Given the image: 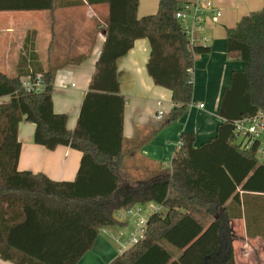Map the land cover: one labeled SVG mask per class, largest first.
<instances>
[{"label": "trees", "instance_id": "trees-1", "mask_svg": "<svg viewBox=\"0 0 264 264\" xmlns=\"http://www.w3.org/2000/svg\"><path fill=\"white\" fill-rule=\"evenodd\" d=\"M86 1L108 3L110 15L73 130L68 115L53 108L55 71L32 63L29 38L16 74L0 70V97H10L0 105V257L14 264H79L104 228L126 225L118 212L155 203L165 211L150 214L145 237L109 264H236L232 219L244 217L249 235L253 225L261 226L264 238V159L257 144L245 148L233 132L237 120L264 115V5L226 27L227 57L243 69L233 71L222 95L216 135L196 146L195 133H182L170 170L134 181L122 174L126 99L117 60L137 39L149 40L147 72L155 85L171 90L168 126L194 103L191 73L196 56L210 46L189 44L175 17L185 0H159L157 11L142 17L139 0H0V12L54 11ZM37 73L45 90H25L22 77ZM23 120L35 124V143L81 151L73 181L18 170Z\"/></svg>", "mask_w": 264, "mask_h": 264}, {"label": "crops", "instance_id": "crops-1", "mask_svg": "<svg viewBox=\"0 0 264 264\" xmlns=\"http://www.w3.org/2000/svg\"><path fill=\"white\" fill-rule=\"evenodd\" d=\"M210 1L220 11V16L211 9L204 10V34L209 38L210 52L196 56L191 73L194 103L178 121L164 126L173 108L171 90L155 85L147 72L149 40L137 39L117 60L120 93L126 99L123 136L127 155L122 169L126 179L140 181L160 176L162 170H170L182 133H195V145L200 146L216 135L218 125L223 121L219 115L222 95L231 85L233 71L243 69L242 62L227 57L226 27L263 7L264 0ZM158 4L159 0H139L138 16L155 13ZM37 12L45 14H37L33 29L22 32L11 25L0 29V70L7 75V71L14 72L9 76L16 74L29 38L36 55L32 63L38 68L55 71L53 108L56 113L68 115L67 127L73 130L105 41L109 4L86 1L79 6ZM9 101V96L0 97V105ZM160 112L161 117H158ZM35 129V124L27 120L19 124L18 170L44 173L54 181H73L78 173L81 151L63 145L49 150L35 143ZM258 215L262 216L261 213ZM123 217L118 216L126 225L104 228L79 264H109L121 253L119 240H124L122 235L129 222ZM231 227L235 234L236 264H264L261 226L253 225L252 235H249L242 217L232 219ZM0 264L14 263L0 257Z\"/></svg>", "mask_w": 264, "mask_h": 264}, {"label": "built area", "instance_id": "built-area-1", "mask_svg": "<svg viewBox=\"0 0 264 264\" xmlns=\"http://www.w3.org/2000/svg\"><path fill=\"white\" fill-rule=\"evenodd\" d=\"M205 9H211L217 16H220V11L214 7L210 0H185L181 8L175 13V17L181 23L185 34L189 38L190 45H209V38L204 34L205 27L203 25V16ZM198 34L200 37H198ZM21 80L23 88L29 92L39 93L43 92L46 88V81L41 73H37L34 76L22 77ZM200 107H203V104H200ZM161 114L160 112L158 117H161ZM234 125L233 132L236 141L245 148H250L254 144H257L258 154L264 159V115L260 112L252 117L239 119ZM180 145L181 142H179V146ZM148 206L151 208L152 212L144 215H141L144 210V206L142 205H137L125 211L126 214L139 212L141 217H139L136 223V230L131 233L130 237H128L127 240H119L121 253L129 246L138 243L145 237L149 215L161 211L162 208L155 203H149Z\"/></svg>", "mask_w": 264, "mask_h": 264}, {"label": "rangeland", "instance_id": "rangeland-1", "mask_svg": "<svg viewBox=\"0 0 264 264\" xmlns=\"http://www.w3.org/2000/svg\"><path fill=\"white\" fill-rule=\"evenodd\" d=\"M262 9L259 8L258 10ZM37 14H45L37 11H3L0 13V29L11 25L14 29L24 32L28 29H33L36 26V18ZM9 75H11L14 72H8ZM123 174V172H122ZM123 176V175H122ZM143 212L141 215H144L146 213L152 212L151 208L148 205H144ZM124 215V219H128V226L126 229H124V234L122 235V238L124 240H127L128 237H130L131 233H133L137 226L136 223L139 220L140 213L134 212L132 214H126L125 211H120L117 213V216Z\"/></svg>", "mask_w": 264, "mask_h": 264}]
</instances>
